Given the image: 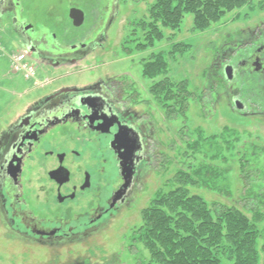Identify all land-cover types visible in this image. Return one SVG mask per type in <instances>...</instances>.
<instances>
[{
    "label": "rangeland",
    "instance_id": "1",
    "mask_svg": "<svg viewBox=\"0 0 264 264\" xmlns=\"http://www.w3.org/2000/svg\"><path fill=\"white\" fill-rule=\"evenodd\" d=\"M12 1L17 3L15 12L0 11V128L29 104L59 88H80L102 78L125 79L133 75L132 84L127 82L126 86L134 87L136 98L145 101L142 107L156 122L162 145L157 150L158 163L153 165L154 171L146 177L131 207L112 220L107 230L92 237L89 245L51 252L36 246L27 249L19 243L9 247L0 238V264H48L57 256L60 264L78 256L90 258L93 264H158L147 248V211L176 190L179 173L195 174L204 165L216 168L222 174L220 179L212 177L214 182L209 187L203 183L186 187L201 195L211 209L238 207L253 221L254 212L247 209L249 188L259 180L254 164L250 167L243 161L250 150L264 151V78L258 80L261 94L254 83L242 84L251 96L248 99L255 113L241 115L228 103L217 70L220 59L232 57L235 45L263 34L264 0H248L238 9L227 10L204 30L195 26L194 14L185 13L178 30L160 24L162 40L147 50L137 48L147 43L150 30L140 24L151 20L158 0ZM73 8L84 11L85 23L81 27L76 28L70 18ZM14 18L36 31V36L32 32L29 35L42 41L46 52L67 54L73 46L94 45L77 64L61 61L56 67L49 66L32 55L29 63L37 67V72L33 80H26L23 73L11 69L10 55L27 50L14 30ZM173 51L177 53L172 55ZM160 52L168 62L167 70H162L157 80L144 77V66L155 61ZM37 81L41 85H36ZM156 84L162 90L154 93ZM191 177L198 182V176ZM261 211L264 215L263 208ZM256 229L261 250L259 264H264V217ZM221 257L222 264H234L230 251Z\"/></svg>",
    "mask_w": 264,
    "mask_h": 264
},
{
    "label": "flooded vegetation",
    "instance_id": "2",
    "mask_svg": "<svg viewBox=\"0 0 264 264\" xmlns=\"http://www.w3.org/2000/svg\"><path fill=\"white\" fill-rule=\"evenodd\" d=\"M16 4L0 0V11L15 12ZM28 26L19 24L15 30L31 55L49 66L61 61L77 64L94 45L80 44L67 54H52L42 50L32 27L24 30ZM263 37L264 32L235 45L232 57L220 59L217 76L228 103L241 115L255 113L242 84L254 83L261 94ZM229 67L232 78L227 80ZM132 76L59 88L0 128V238L9 247L19 243L51 252L86 247L131 207L154 171L162 145L156 122L142 107L145 101L136 98L134 87L126 86L133 82ZM48 264H60L59 257ZM64 264L93 261L78 256Z\"/></svg>",
    "mask_w": 264,
    "mask_h": 264
},
{
    "label": "trees",
    "instance_id": "3",
    "mask_svg": "<svg viewBox=\"0 0 264 264\" xmlns=\"http://www.w3.org/2000/svg\"><path fill=\"white\" fill-rule=\"evenodd\" d=\"M247 2L248 0H158L151 20L140 24L145 30L150 29L146 36L147 43H140L137 48L147 50L162 40L163 31L159 28L161 25L166 29L178 30L185 13L194 14L195 26L204 30L210 22L218 21L227 10L238 9ZM177 52L173 51L172 55ZM163 56L160 52L155 61L148 67L146 65V68L144 66V77L151 76L157 80L161 71L167 70L168 62ZM161 90V85L156 84L152 92ZM170 92L172 93L171 90ZM188 94L186 96H189ZM260 153L264 155L261 149L256 153L250 150L243 161L250 167L254 164L259 180L249 188L251 193L247 209L254 212L253 221L238 207L218 206L211 209L201 195L193 194L186 187L189 184L196 186L201 183L209 187L214 179L219 180L222 174L212 165H204L195 174L179 173V185L176 190L157 200L146 214V243L154 262L222 264L221 255L224 256L226 251H230L235 260L234 264H259L261 250L256 224L264 217L261 211L264 209V158L258 155ZM193 175L199 177L198 182H194L191 177Z\"/></svg>",
    "mask_w": 264,
    "mask_h": 264
},
{
    "label": "built area",
    "instance_id": "4",
    "mask_svg": "<svg viewBox=\"0 0 264 264\" xmlns=\"http://www.w3.org/2000/svg\"><path fill=\"white\" fill-rule=\"evenodd\" d=\"M10 57L11 69H13L14 73H23L26 80H33V78H35L37 68L29 63L31 56H29L28 52H15L12 53ZM39 84L41 85V83L37 81L36 85Z\"/></svg>",
    "mask_w": 264,
    "mask_h": 264
},
{
    "label": "water",
    "instance_id": "5",
    "mask_svg": "<svg viewBox=\"0 0 264 264\" xmlns=\"http://www.w3.org/2000/svg\"><path fill=\"white\" fill-rule=\"evenodd\" d=\"M70 18L71 20H73V24L74 26L77 28V27H81L84 23H85V14H84V11H82L81 9L79 8H73L71 11H70ZM13 22H14V27L19 25V22H18V19L17 18H14L13 19ZM24 24V23H23ZM22 25V24H21ZM31 28V26H28L26 27L24 30L25 31H28L29 29ZM15 30V29H14ZM18 34V33H17ZM18 36L20 37V39L22 40V43L24 44L23 42V38L21 37L20 34H18ZM25 45V44H24ZM26 46V45H25ZM27 47V46H26ZM226 78L228 80H230L232 78V71H231V68H227L226 70ZM123 157V159L126 157L124 156H121ZM122 166H125V163L123 162ZM127 170L124 171V173H126ZM129 172V171H127ZM129 177H130V174H129ZM128 178V176H127Z\"/></svg>",
    "mask_w": 264,
    "mask_h": 264
},
{
    "label": "crops",
    "instance_id": "6",
    "mask_svg": "<svg viewBox=\"0 0 264 264\" xmlns=\"http://www.w3.org/2000/svg\"><path fill=\"white\" fill-rule=\"evenodd\" d=\"M56 66H57V64H56ZM56 66H55V67H56Z\"/></svg>",
    "mask_w": 264,
    "mask_h": 264
}]
</instances>
